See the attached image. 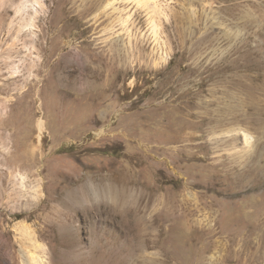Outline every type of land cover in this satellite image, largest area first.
Here are the masks:
<instances>
[{
  "label": "rangeland",
  "instance_id": "rangeland-1",
  "mask_svg": "<svg viewBox=\"0 0 264 264\" xmlns=\"http://www.w3.org/2000/svg\"><path fill=\"white\" fill-rule=\"evenodd\" d=\"M42 1L25 80L0 0V264H264V0Z\"/></svg>",
  "mask_w": 264,
  "mask_h": 264
},
{
  "label": "bare ground",
  "instance_id": "bare-ground-1",
  "mask_svg": "<svg viewBox=\"0 0 264 264\" xmlns=\"http://www.w3.org/2000/svg\"><path fill=\"white\" fill-rule=\"evenodd\" d=\"M30 0H22L15 7L16 16L12 20L10 24V30H15V36L10 44L4 49L5 55L3 56V61L6 62L9 66V70L11 74H15L21 72V67H26V73H24L25 80L30 79V76L36 75V70H39L40 67H44L47 65L49 57L47 59H43L41 55L37 52L41 50L42 44V36L40 31L43 30L42 26L38 23V19L40 15L44 13L46 10L45 3L42 0H32L33 3H27ZM139 5L148 9V11L152 14V17L156 14L162 13V7L158 5V1L155 0H136ZM37 4V6H36ZM155 15V16H156ZM154 19V18H153ZM157 24L155 20H153V31L156 32ZM45 31V30H44ZM45 34V33H44ZM43 35V34H42ZM53 41V40H52ZM21 50L24 51L19 62L14 60L13 53H19ZM2 51H0L1 53ZM3 54H0V57ZM63 58V54H61L53 63V70L60 63ZM49 74V73H48ZM23 75V74H22ZM38 126L40 130H42L45 126L44 120L39 119ZM246 135V142L250 143V136L248 133ZM35 192L37 195H40L42 192L41 185H37L35 188ZM17 228L23 234L30 233V225L26 223L25 220L21 219L17 222ZM40 245H37L36 248H39ZM30 260L31 264H38V254L36 251H30ZM29 260V261H30ZM24 264V263H23ZM27 264V263H26ZM29 264V263H28Z\"/></svg>",
  "mask_w": 264,
  "mask_h": 264
}]
</instances>
